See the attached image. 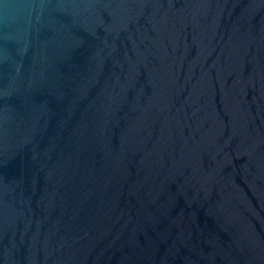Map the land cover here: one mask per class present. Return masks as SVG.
<instances>
[{"label": "water", "instance_id": "obj_1", "mask_svg": "<svg viewBox=\"0 0 264 264\" xmlns=\"http://www.w3.org/2000/svg\"><path fill=\"white\" fill-rule=\"evenodd\" d=\"M0 264H264V0H0Z\"/></svg>", "mask_w": 264, "mask_h": 264}]
</instances>
